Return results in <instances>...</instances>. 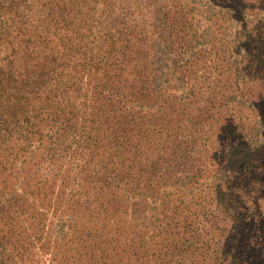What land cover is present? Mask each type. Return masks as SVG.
Here are the masks:
<instances>
[{
	"label": "trees",
	"instance_id": "obj_1",
	"mask_svg": "<svg viewBox=\"0 0 264 264\" xmlns=\"http://www.w3.org/2000/svg\"><path fill=\"white\" fill-rule=\"evenodd\" d=\"M161 1L0 0V264H264V0Z\"/></svg>",
	"mask_w": 264,
	"mask_h": 264
},
{
	"label": "rangeland",
	"instance_id": "obj_2",
	"mask_svg": "<svg viewBox=\"0 0 264 264\" xmlns=\"http://www.w3.org/2000/svg\"><path fill=\"white\" fill-rule=\"evenodd\" d=\"M162 1H161V3L160 2L158 3V8L162 4ZM208 1L209 0H197V2H195L193 4V5H195V9H192V13L197 18L196 23H198V25L200 27L199 32H203L207 28L205 17L207 15L206 12L208 9L204 5L206 3H208ZM218 4H217V6H220ZM155 6H157V5H154L151 9H153V8L155 9L156 8ZM148 11H145V15H146L147 19L150 20V22L152 24L157 23L158 20L160 19L158 13L156 15V13H154V12L152 13L150 10H148ZM210 11H211L212 16H214L217 20H221L220 23L224 25V28H223L224 31H225V25L227 26V31L229 33V37L233 38L235 36L236 25H237L235 20L234 21L228 20L229 17L227 15L225 16V12H227L225 9L220 10V8L216 7L215 9H213V10L211 9ZM159 26L164 28L165 27L164 21H162L159 24ZM162 36H164V38H161ZM162 36L161 37H159V35L154 36V39L159 44L158 49L160 50L159 55L161 58L160 65L164 66L165 64H167L168 68H170V67H173V60H174L175 56L169 51V49H166V48L164 49V47L167 46V43L165 41V34H162ZM169 70L167 68H163L158 72V76L156 77V79L159 80V83L162 84L168 78L167 71H169ZM162 71H163V74L160 75V73ZM176 83L179 84V86L182 85V81L179 79H177ZM216 168H217V166L213 165L208 169V171L214 173V172H216ZM209 180L211 181L212 178H210ZM237 182H239V181H237ZM200 184H202V182H200ZM245 185L246 184H244V185H239V184L229 185L228 183H225V201L229 197L235 199L238 196H247L245 200H242L241 205L244 204L245 206H253L254 204H256V202L252 201V198H250L251 196L254 195V193L252 191L247 193V191L243 190ZM229 186L231 188H229ZM262 194H263V198L260 201H258V204H259V208H260L261 212L264 214V186L262 188ZM148 199L149 198H146L147 202H148ZM149 201L151 202V200H149ZM143 202H145V201H143ZM225 204H226V202H225ZM241 205H238V207H240ZM239 210H241V209H239ZM227 224H228V222L225 221V226H227ZM61 228H62V220L60 219L56 223V230L58 232H60Z\"/></svg>",
	"mask_w": 264,
	"mask_h": 264
}]
</instances>
